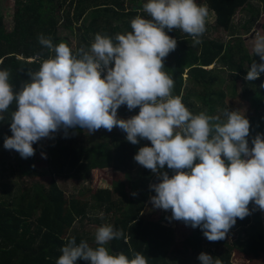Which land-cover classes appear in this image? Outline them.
<instances>
[{
    "label": "clouds",
    "instance_id": "obj_1",
    "mask_svg": "<svg viewBox=\"0 0 264 264\" xmlns=\"http://www.w3.org/2000/svg\"><path fill=\"white\" fill-rule=\"evenodd\" d=\"M143 12L151 19L137 15L132 31L114 37L97 33L90 48L75 52L41 34L40 45L55 55L43 60L38 71H28L30 79L19 90L10 83V70L0 69V121L16 105L4 148L27 159L35 155L34 143L61 130L67 137L68 129L77 127L88 134L119 128L133 145L148 140L151 146L140 147L134 160L158 177L150 185L154 208L171 210L170 219L200 228L210 242L220 241L237 218L251 214L250 203L264 211V134L257 133L250 148V121L244 112L193 114L181 96L172 94L174 80L162 69L177 40L167 33L180 29L200 44L208 7L196 0H147ZM253 55L260 62L252 61L247 81L264 73V35H256ZM121 106L129 111L139 107V113L119 118ZM165 166L173 175L161 171ZM120 238L128 240L122 229L105 223L96 228V247L72 237L56 264H148L144 254L131 248V259L111 252L107 245ZM197 258L201 264H220L205 252Z\"/></svg>",
    "mask_w": 264,
    "mask_h": 264
},
{
    "label": "trees",
    "instance_id": "obj_2",
    "mask_svg": "<svg viewBox=\"0 0 264 264\" xmlns=\"http://www.w3.org/2000/svg\"><path fill=\"white\" fill-rule=\"evenodd\" d=\"M146 2L147 0H17L12 31L7 32L2 28L3 19L0 17V69L10 70V83L19 90L22 84L30 79L28 71H38L43 60L50 55H55L54 52L50 53L48 49L40 45L38 37L41 34L51 37L54 45L64 43V40L58 36L59 12L63 13L61 16L64 20L63 26L72 33H74V20L79 21L83 18L87 22V18L90 19L91 22L85 23L83 32L79 29L77 35L87 49L97 33L114 37L117 33L132 31L131 20L137 15L151 19L147 13L143 12V4ZM196 2L206 5L208 10L215 13L216 25L213 27L217 31L221 29L229 34L235 39V43L205 38L203 34L200 37L202 48L193 47L186 44L191 42V35L182 33L180 30L171 31L167 34L177 40V47L164 59L162 70L174 80L173 96H181L182 103L186 107L193 106L190 102L191 96L183 93L185 88L183 76L186 70L178 61H175L174 54L187 58L193 65L187 71L190 82L194 83V87L201 88L202 92L195 96L200 101L201 108L192 113L199 114L206 111L212 115V103L216 99L214 96H225V92L220 91L217 85L228 82L215 76L207 67L220 60L230 76L232 96H255L257 99L258 113L251 118L246 116L250 121V134L247 139L252 140L257 133L264 134V88L260 87L264 83V73H261L260 77L254 81L244 79L247 71L244 69L243 62L251 65L253 58L245 49L240 35L243 32L245 34L252 32L255 22L264 12V0H196ZM66 5H69V8L66 9ZM239 12H245L250 18L244 21L241 28L236 26L235 21ZM194 48H197V51H194ZM19 57L23 59H18ZM237 84L240 86L241 93L237 89ZM15 110L16 105H10L9 112L5 113L4 121H0L2 142L5 136L12 135L10 113ZM118 110L133 116L139 113V107L129 111L126 106H121ZM82 131L83 129L79 127L69 129V133L81 134ZM109 142V145L97 142L90 148L71 144L61 148L60 153H54L51 150L54 153L55 169L63 176L80 180L89 179L94 170L119 171L125 179L130 176V172L135 171L139 175L138 181L143 184L151 185L159 182L156 174L142 168L134 160L135 154L142 146L127 142L124 134H111ZM33 147L35 155L27 159L23 158V162L20 163L21 174L34 180L33 188L23 192L19 198L8 197L0 200V264H56V260L62 255L61 248L72 237H75L77 243L86 240L90 246L96 247L89 233L73 231L72 228L76 222H82L92 215L87 221L93 223L92 219H94L96 224L100 225V221L95 216L101 212L107 217L111 216V224L118 230L122 229L128 237L127 242L124 238L112 240L107 245L111 252H124L131 259L132 255L129 251L131 248L144 254L148 258V264H177L178 250L174 249L170 223L163 218H170L171 210H168L169 213H165L162 218L160 216L158 220H153L151 215L145 213L149 205L152 214H157L159 211L150 201V197L155 195L153 189L150 188V195L135 189L132 193L135 192L136 196L131 194L127 196L126 182L118 179L111 183L112 190L109 188L95 190L90 202L69 199L56 180L52 179L47 187L35 182L38 176L37 167H51L52 161L41 144L34 143ZM161 171H167L169 176L173 175V171L167 166ZM1 180L5 181V178ZM3 192L5 193L4 190ZM94 203L97 207L93 206ZM249 208L251 214L243 219L237 218L235 225L227 234H234L241 228L252 230L247 257L257 262L260 256L255 255V252L257 249L264 251V233L263 230L255 227L260 226L258 219L263 216L264 211L259 210L254 203H250ZM180 243L184 252L201 253L204 244H208L209 241L200 228H192L188 237ZM172 244L173 251L170 257L171 253L167 247ZM232 244L224 239L215 242V245L224 248L222 254L218 256L220 264H233ZM260 263L264 264V257ZM77 264H89V262L81 260Z\"/></svg>",
    "mask_w": 264,
    "mask_h": 264
},
{
    "label": "rangeland",
    "instance_id": "obj_3",
    "mask_svg": "<svg viewBox=\"0 0 264 264\" xmlns=\"http://www.w3.org/2000/svg\"><path fill=\"white\" fill-rule=\"evenodd\" d=\"M16 2L17 0H0V17L2 20V28L5 29L7 32H10L14 28V15L16 11ZM141 6V4L139 3ZM258 6V4H255ZM69 8V5H66ZM143 13V12H142ZM141 13V14H142ZM63 15L62 12L58 13V29L59 33L58 36L61 37L64 40V43L69 45L73 51H76L77 49L86 46L84 45L82 39L79 41V37L77 36L80 32H83L84 28L86 27L85 23L88 24L90 21L89 18L87 22L83 18L79 21L74 20V33L71 32V30L66 29L64 25V20L61 18ZM72 15H73V9H72ZM61 18V20H60ZM247 21L250 19L248 18L247 14L245 12H239L236 17V26L241 28L244 21ZM255 27L253 28L252 32L249 34H245L243 32L242 35H240V38H242L243 45L245 49L247 50L249 56L253 58L257 63L260 62V58L258 55H253V42L257 34L264 35V12L259 17V19L255 22ZM216 25V16L215 13L209 10V15L206 18V31L204 32L205 38H210L213 40L221 39L223 42H229L235 43V39L231 37L229 34L225 33L223 30L218 29V31L213 27ZM82 26V27H79ZM180 29H174V32H177ZM242 32V30H240ZM180 32L183 33L182 30ZM187 45L190 44V46L193 47H199L202 48V42L200 44H194L193 39H191L190 43H186ZM91 46V45H90ZM90 46H87V48H90ZM198 48V50H199ZM194 51H197V48H194ZM175 61L179 62L184 68H185V74H184V94H189L191 96V105L187 107L191 112H195L200 110L201 104L200 101L197 100L195 96L202 94L201 88L194 87V83L190 82V78L188 77L187 71L193 67L189 63V60L183 56L178 55L177 53L174 54ZM18 59H23V57H19ZM36 59V58H35ZM245 71L248 70L250 65L247 62H243ZM208 70H212L213 74L215 76H219L223 80L226 81L227 84H219L217 85L220 88V91L225 92L224 97H219V95L214 96L215 102L212 103V115H220L225 109L229 110H235L239 109L241 112L245 114V116L248 117H254L258 113V104L257 99L255 96H247L243 97L235 96L233 97L230 90L232 88V83L230 81V76L223 68L222 63L220 60L216 61L214 65L207 67ZM104 73H102L103 75ZM239 93H241L239 84L236 85ZM188 89V91H187ZM218 91V92H220ZM194 107V108H192ZM262 109V108H260ZM132 114L125 113L123 111L118 110V117L122 119H128L132 117ZM11 117V116H10ZM111 134H124L126 138V133H124L119 128H113L111 132H108L107 130L101 128L100 130L94 132L93 134H88L86 130H83L81 134L76 133H69L68 129V135L67 137L64 136L63 130L60 132H57L53 138H43L40 141L36 142L41 144L43 148H45V151H47V154L49 158L51 159V167H37V177L35 178V182H38L40 185H43L47 187L51 180L54 179L57 181L59 187L63 189L66 193L67 198L69 199H76V200H86L90 202L92 193L95 192L98 188H109L110 190L113 189L112 182L116 181L118 179L123 180L126 182V188L125 192L126 195H130L133 190L137 189L143 194H149L150 190V184H143L142 182L138 181L139 175L132 171L129 173V177L125 179L124 175H121L119 171L114 172L112 169H104V170H94L91 172L89 179H73L68 176H63L62 174H59L58 170L55 169V163H54V153H60V149L73 144V146L78 147H84V148H90L93 147L97 142L99 143H106L107 145L110 144L109 142V136ZM128 142V141H127ZM139 146H151V142L148 140H140L138 144ZM251 140H249V147L251 146ZM111 147V145H110ZM51 150L54 152H51ZM16 153V155H15ZM18 152L15 150H6L4 148V142L0 140V200L5 198H12L16 199L21 196L23 192L30 191L34 184L32 183L34 180L28 176H23L20 171V163L23 162V158L19 155H17ZM16 158V159H14ZM85 163V162H84ZM141 166V165H140ZM143 168V166H141ZM5 181H2L1 179H4ZM4 183V184H3ZM130 186H129V185ZM5 191V193L3 192ZM150 195V194H149ZM118 196V194L116 195ZM94 207H97L96 203L93 204ZM151 206H147L145 213L147 215H151L153 220L160 219V216H164L165 213H169V211H164L159 209L157 214H152L150 212ZM99 212V211H97ZM163 214V215H162ZM263 216L259 218L260 226H256L255 228L258 230H263L264 233V212L262 214ZM93 216V215H92ZM90 216V217H92ZM86 217L82 222H76L74 227L72 228L73 231H83L84 233L90 234V239L94 242V235L96 228L99 226H102L105 223L111 224L112 217L104 215L103 219L99 217V215L95 216L97 220L100 221V225H97L94 219H92L93 223H90L87 221L88 218ZM171 217V215H170ZM170 223V234L174 238V249L178 250L177 257H179V261L177 264H201V262L198 260L199 252L191 253L190 251L184 252L181 246L180 242H183L188 235L192 231V227L189 225H186L183 221H177L170 218L163 217ZM101 219V220H100ZM235 234V235H234ZM234 234H227L224 241L227 242H233V251L231 252L232 259L231 261L233 264H261L262 257H264V251L258 250L255 252V255L260 256L259 260L257 262L251 261L250 258L247 257L248 252V246L249 241L251 238L252 230H247L244 228L239 229ZM222 245V244H221ZM223 246L215 245V242H210L208 244H204L202 252L208 253L211 256H213L214 259H218V256L222 254ZM167 250L171 253L170 257H172V251H173V244L167 247Z\"/></svg>",
    "mask_w": 264,
    "mask_h": 264
},
{
    "label": "crops",
    "instance_id": "obj_4",
    "mask_svg": "<svg viewBox=\"0 0 264 264\" xmlns=\"http://www.w3.org/2000/svg\"><path fill=\"white\" fill-rule=\"evenodd\" d=\"M213 12V11H212ZM263 14V13H262ZM216 16V15H215Z\"/></svg>",
    "mask_w": 264,
    "mask_h": 264
}]
</instances>
